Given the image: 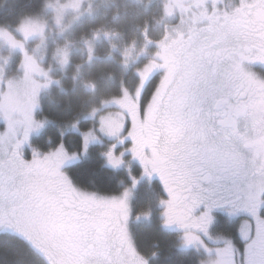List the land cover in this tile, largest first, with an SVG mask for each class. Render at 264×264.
I'll return each mask as SVG.
<instances>
[{
    "label": "snow or ice",
    "instance_id": "snow-or-ice-1",
    "mask_svg": "<svg viewBox=\"0 0 264 264\" xmlns=\"http://www.w3.org/2000/svg\"><path fill=\"white\" fill-rule=\"evenodd\" d=\"M191 9L186 31L162 45L152 65L163 79L128 109L123 129L144 174L163 181L176 217L208 201L210 210L226 197L251 199L254 189L264 201V78L245 67L264 63V0H238L231 8L221 0H192ZM0 120L6 125L0 130V225L52 229L66 245L64 264H118L113 245L131 247L126 200L76 187L62 171L69 158L62 145L43 155L33 149L26 159L23 146L39 127L31 107L5 98ZM107 156L113 166L123 163V153ZM258 210L264 215V203ZM229 251L220 250L218 264H226ZM252 264H264V254Z\"/></svg>",
    "mask_w": 264,
    "mask_h": 264
},
{
    "label": "rangeland",
    "instance_id": "rangeland-1",
    "mask_svg": "<svg viewBox=\"0 0 264 264\" xmlns=\"http://www.w3.org/2000/svg\"><path fill=\"white\" fill-rule=\"evenodd\" d=\"M130 1L47 0L38 15L26 18L13 28L0 26V102L5 98H12L22 105L31 107L33 120L39 127L34 128L30 133L28 143L23 146L25 158L29 160L32 158L33 149L43 155L56 151L62 145L64 152L69 157L63 164V170L79 159L77 153H71L63 144L44 151L34 142L48 124L45 119L39 116L43 94L60 86L61 79L67 74L71 63L76 59L74 55H78L77 59L79 60L84 58L86 63L96 59V56L104 55L107 58L116 56L118 59L120 58L122 64L128 67L136 66L141 79L135 92L123 89L122 95L118 97L93 103L87 113L80 118V120H92L93 124L85 128L77 120L74 124L66 127V130H72L82 136L81 156L86 155L90 145H103L106 166L127 174L129 183L125 184L120 195L105 197L126 200L128 217L125 221V228L126 222L130 221L128 226L130 237L127 234L129 242L135 244L131 235V226L145 221L149 222L152 217L157 215L163 221V229L177 233L181 240V237H184L187 232L176 228L195 230L201 226L200 220L203 215L196 218L190 217L189 214L186 217L170 215L165 203L169 200V196L158 204L160 208L164 207L162 210L167 209L165 211L160 212L156 207H153L151 210L155 212L150 214L135 209L132 201L137 191L143 188L150 189L148 182L150 176L144 174V169L141 172L135 170L134 161L138 159L134 158L129 151L132 144L123 129L128 127V109L140 102L137 97L140 96L148 80L157 72L160 73V81L163 79V71L153 69L152 65L159 63L157 54L163 50L162 45L172 44L181 32L186 31L194 11L191 9L192 0H145L147 5L160 4L162 9L160 22L162 21V25H164V35L153 43L148 37L142 38V36L133 37L129 41L123 40L117 33L114 34L103 27L95 29L92 25L90 26L92 28L89 27L80 32V28L85 25L86 21L91 20L94 12L111 10L110 8H117L121 3L126 4ZM236 3L238 0H221V7L231 8ZM102 52L103 54H101ZM5 127V123L0 120V130ZM109 152H113L117 156L123 153V163L118 167L109 163L107 156ZM159 185H156L158 190L155 202L159 198ZM126 192L127 196L125 197ZM250 195L251 199H249V194H245V204L249 207H256V211L240 213L239 211L234 213L219 211L214 215L217 226L213 227L207 236L201 238L199 232H192L193 235H198L202 239L199 246L203 251L199 246L195 245V247L198 249L197 251L203 252L206 256L202 258L203 264H217L222 257L218 258L215 254H219L223 249L230 250L227 254L232 252L234 254V258L232 255H226L227 259L223 258L226 262L229 261V264H245V260L252 264L253 259H256V252L253 250L260 246L264 248V215L258 210L259 204L264 201L260 200L261 192L258 189H254ZM143 198L147 199L146 196ZM148 204L149 202L142 201L141 208H148ZM4 226L8 227L9 225L4 224ZM2 229L24 233L34 243L39 242V244L37 243L38 247L37 244L31 243L25 238L47 261L50 259L51 264H64L66 257L63 258L62 255H67L66 245L54 231L50 232L49 228L44 236H39L41 227L35 225L24 224L21 227H2ZM203 229L206 230L207 227H203ZM45 237H47L46 240L43 239ZM186 245L187 243H181L182 247ZM135 250L130 249V255L117 257L120 264H137V261L131 258V254ZM147 260L143 256V261H140L139 264H149Z\"/></svg>",
    "mask_w": 264,
    "mask_h": 264
},
{
    "label": "trees",
    "instance_id": "trees-1",
    "mask_svg": "<svg viewBox=\"0 0 264 264\" xmlns=\"http://www.w3.org/2000/svg\"><path fill=\"white\" fill-rule=\"evenodd\" d=\"M46 1L0 0V26L16 27L26 18L41 13ZM110 9L94 12L90 21L85 20L80 32L92 25L95 29L103 27L114 34L117 33L127 41L142 36V38L148 37L153 43L163 37L164 25L162 21L160 22L162 19L160 4L154 3L149 6L145 0H131ZM74 56L76 59L71 63V68L65 75L67 77L63 76L61 79L60 86H56L42 96L39 116L48 124L34 142L44 151L63 144L71 153H77L79 159L66 168L76 187L101 196H119L125 184L129 183L127 174L106 166L103 145H90L86 155L81 156L82 136L72 130L67 131L66 127L79 120L80 124L87 128L93 124V121L80 120V118L87 113L93 103L118 97L122 95L123 89L135 92L141 77L136 66L128 67L116 56L113 58L96 56L97 58L90 60V63H86L84 58L77 59L78 55ZM159 81L160 74L157 73L144 90V100H147L148 94ZM136 195L132 201L135 209L150 214L155 212L151 210L154 207V196L148 189H140ZM142 201L149 202L148 208H141ZM131 232L137 253L142 257L145 256L149 264L204 263L203 252L182 247L178 235L163 229L158 215L152 217L149 222L134 224L133 227L131 226ZM0 264L47 263L23 237L2 232L0 233Z\"/></svg>",
    "mask_w": 264,
    "mask_h": 264
},
{
    "label": "flooded vegetation",
    "instance_id": "flooded-vegetation-1",
    "mask_svg": "<svg viewBox=\"0 0 264 264\" xmlns=\"http://www.w3.org/2000/svg\"><path fill=\"white\" fill-rule=\"evenodd\" d=\"M245 67L246 68H248V69H250V70H252V71H254V72H256L259 76H261V78H264V63H261V62H254V63H248V62H245ZM158 74H160L159 72H157ZM156 73V74H157ZM154 76V75H153ZM153 79V77H151L149 80H148V82L145 84V86H144V88H143V90H142V92L140 93V96L139 97H137L138 99H140V102L142 101V100H144L143 99V93H144V90H145V88L147 87V85H148V83L151 81ZM158 84H159V82H158ZM128 114V113H127ZM134 168L138 171V172H141V171H143V165L140 163V161H138V160H136V161H134ZM67 167H65L62 171L64 172V173H66L68 176H69V174H68V172H67V169H66ZM70 177V176H69ZM71 178V177H70ZM72 180V179H71ZM148 182H149V186H150V189H149V192H150V194H152V196H154V199H155V196L157 195V188H156V185H158V184H160L159 186H160V192L158 193L159 195H158V197L159 198H157L156 199V201L157 202H155V200H154V208L156 207L160 212L161 211H165V210H167L168 209V205L166 204V206H167V209H164V210H162L164 207H162V208H160L159 207V203L160 202H163L164 201V199L166 198L167 199V196H168V193H167V190L165 189V187H164V184H163V181L160 179V177H159V175L158 174H153L152 176H150L149 177V179H148ZM75 185V184H74ZM159 200V201H158ZM211 203V201H208V202H206V203H203V204H200V205H198V206H196V207H194L192 210H191V212L189 213V216L190 217H193V218H196V217H198V216H201V215H203V218H202V220H200V222H201V226H199L197 229H195V230H185V229H179V228H176V229H178V230H183V231H186L187 232V234L184 236V237H181V242L180 243H183V244H185V243H187V245H186V247H185V249H189V250H195V251H197L198 249L195 247V245L196 246H199L200 245V241L202 240L201 238H202V236H207L209 233H210V231L213 229V227H215V226H217V225H215V218H214V215L216 214V213H218L219 211H223V212H230V213H234V212H237V211H239V213L240 212H243V211H247V210H244L242 207H241V205H245V198L243 197L242 199H237L235 196H233V197H226L224 200H222L220 203H218V204H216V205H214V206H212L211 207V209L209 210V207H208V205ZM206 213H208L209 215H210V217H211V219H210V221H208L207 220V218L205 217V214ZM130 222V221H129ZM129 222L127 221L126 222V230H127V228H128V226H129ZM166 222H167V220H166ZM198 222V221H197ZM162 223H163V221H162V219H161V225H162ZM24 224H27V226H29V225H34V224H29V223H21V224H18V225H12V226H8V227H6V226H4V224L3 225H0V233H2V232H7V233H11V234H15V235H18V236H21V237H23L24 239L26 238L27 240H29L31 243H33V244H39V242H37V243H34L27 235H25L24 233H17V232H12V231H9L8 229H2V227L3 228H14V227H21V226H23ZM186 224H187V222H186ZM217 224H218V222H217ZM124 225H125V222H124ZM35 226H37V227H41V226H38V225H35ZM185 227V226H184ZM203 227H207V229L206 230H204L203 229ZM50 229V228H49ZM46 230H47V228L46 227H41V229H39V236H44V235H46ZM53 230L52 229H50V232H52ZM195 231H197V232H199L198 234H201L200 236H201V238L200 237H198V235L196 236V235H193V233H195ZM129 228H128V231H127V234H128V236H129ZM193 232V233H192ZM49 233V232H48ZM171 233H174V232H171ZM176 235H178L177 233H175ZM182 234V233H181ZM185 234V233H184ZM130 237V236H129ZM178 237H179V235H178ZM189 237H191L192 239H193V242L192 243H189L188 242V240H189ZM25 239V240H26ZM44 240H46L47 239V237H45V238H43ZM26 240V241H27ZM27 243H29L28 241H27ZM30 244V243H29ZM37 244V245H38ZM128 244L131 246L130 248L128 247V245H124L123 247H120L119 246V244H116V245H113V247H112V249H111V253H112V256L113 257H115L116 258V260L118 261V264H120V261H119V259L117 258V257H124V256H126V255H130L129 254V250L130 249H132L133 251L135 250V246L133 245V243H131V242H129V240H128ZM31 245V244H30ZM32 246V245H31ZM33 247V246H32ZM38 247H39V245H38ZM200 247V246H199ZM34 248V247H33ZM37 252H38V250L36 249V248H34ZM40 249V248H39ZM200 249H201V251H203L202 250V248L200 247ZM41 250V249H40ZM252 251V250H251ZM254 252H256V255H255V258L256 259H253V261L254 260H258V259H260V257H261V255L262 254H264V248H261V246L260 247H258L256 250H253ZM197 252H199V251H197ZM44 253V252H43ZM38 254L45 260V262L47 263V264H51V261H50V259L48 260L49 261V263H48V261L38 252ZM45 254V253H44ZM46 255V254H45ZM226 255H232L233 256V258H234V254H233V252L232 253H230V254H226ZM224 256L223 258H228L227 256ZM47 256V255H46ZM209 256V255H208ZM215 256H217L218 258L219 257H221V253L219 252V254H215ZM48 257V256H47ZM62 257L63 258H65V257H67V255L66 254H63L62 255ZM204 257H206L205 255H204ZM49 258V257H48ZM131 258L132 259H134V260H136L137 261V264H139L140 263V261H143V257L141 256V255H139L138 253H137V251L135 250V252L133 253V254H131ZM249 260V259H248ZM235 261V260H234ZM218 264V263H217ZM226 264H229V261H227L226 262ZM236 264V263H235ZM249 264H250V262H249Z\"/></svg>",
    "mask_w": 264,
    "mask_h": 264
}]
</instances>
